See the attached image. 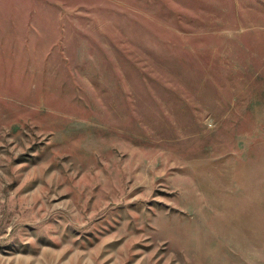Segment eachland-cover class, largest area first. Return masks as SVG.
I'll return each instance as SVG.
<instances>
[{
    "label": "rangeland",
    "instance_id": "rangeland-1",
    "mask_svg": "<svg viewBox=\"0 0 264 264\" xmlns=\"http://www.w3.org/2000/svg\"><path fill=\"white\" fill-rule=\"evenodd\" d=\"M0 264H264V0H0Z\"/></svg>",
    "mask_w": 264,
    "mask_h": 264
}]
</instances>
